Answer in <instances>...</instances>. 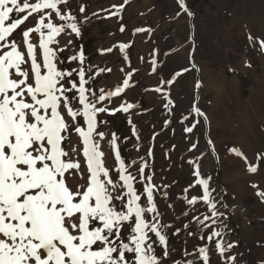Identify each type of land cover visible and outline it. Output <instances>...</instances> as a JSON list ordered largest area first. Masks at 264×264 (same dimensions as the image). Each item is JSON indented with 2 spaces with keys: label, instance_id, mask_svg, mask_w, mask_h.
<instances>
[{
  "label": "rangeland",
  "instance_id": "1",
  "mask_svg": "<svg viewBox=\"0 0 264 264\" xmlns=\"http://www.w3.org/2000/svg\"><path fill=\"white\" fill-rule=\"evenodd\" d=\"M76 1L67 0L59 6L62 12H70L77 18L75 22L81 31L77 37L68 29L57 38L61 46L72 40L61 56L67 58L83 51L85 78L95 76L86 87L97 93L100 88L114 90L117 85L112 79L114 71L120 70L119 79L123 80L131 73V86L124 93L97 106L112 109L131 103L134 107L128 112L100 113L98 122L106 123H100L97 130L105 133L104 140L100 141L104 146L101 150L106 154L113 178H118L116 170L119 168L115 152L108 143L113 133L118 137L116 143L121 158L130 152L133 147L130 139L138 132H144L143 136L153 145L157 166H151L152 170L147 173L152 177L154 201L161 204L160 199L166 196L165 203H173L176 210L175 215L170 208L171 212L162 211V218L174 221L161 228L166 236L168 257L164 258L165 247L158 238L152 237L149 241H155L153 247L161 264H204L199 252L202 247L208 249L209 264H231L227 260L230 256L236 257L235 264H264V200L256 195L257 191H264V50L260 46V41H264V0H184L195 17H186L178 0H128L118 16L105 21L97 19L102 14L92 13L101 12L112 2L122 4L124 0H85L84 12ZM115 11L113 8L112 12ZM114 20L124 28L119 44L129 45L123 52L119 44L113 45L115 49L110 48L118 35L115 31L119 30ZM139 28L147 31L135 32ZM189 29L196 41L190 58L189 45H185L190 40ZM249 36L253 37L252 41ZM122 59L127 66L120 62ZM189 65L191 69L180 72L168 88L176 105L168 102L162 110L165 88L160 84L161 79ZM78 66V61L69 64L67 60L62 65L67 69ZM108 68L111 72L96 75L99 69ZM207 73L216 75L215 79L208 82ZM194 81L199 84L196 97ZM156 88L161 91H155ZM196 101L203 116L192 114ZM151 108L155 112L147 121L143 113ZM166 118H171V125ZM194 119H198V124L187 132L186 128L197 123ZM72 138L78 139L75 133ZM231 148H238L249 163L257 165V171L249 172L244 159L230 152ZM138 154L139 150H135L134 156ZM197 170L199 176L194 175ZM201 179L208 180L210 201L216 205L215 216L209 204L199 199L204 190L203 185L197 183ZM134 188L138 193L140 187L134 184ZM189 197L198 199L190 204ZM139 203L145 204L144 200ZM213 232L220 235L210 241L207 238ZM123 235L126 238L128 233L125 231ZM218 238L227 249L223 257L215 247ZM229 244L235 247L228 249Z\"/></svg>",
  "mask_w": 264,
  "mask_h": 264
},
{
  "label": "snow or ice",
  "instance_id": "2",
  "mask_svg": "<svg viewBox=\"0 0 264 264\" xmlns=\"http://www.w3.org/2000/svg\"><path fill=\"white\" fill-rule=\"evenodd\" d=\"M178 2L193 15L184 0ZM65 3L67 0H0V264H161L148 233L164 245V258L169 255L166 236L158 222L150 223L145 217V213L157 212L154 185L146 184L144 193L137 194L136 178L126 174L115 133L108 141L119 163L118 178H113L100 147L105 133L97 130L100 123H106L98 122L100 113L128 112L134 107L131 103L112 109L97 106L130 87L131 73L114 90L100 88L97 93L86 87L95 76L85 78L83 51L61 56L72 40L61 46L57 38L68 29L70 34L81 35L77 18L61 11L59 6ZM127 3L113 5L117 11L111 15L118 16ZM260 46L264 50V41ZM128 47L119 45L122 52ZM65 60L69 64L78 61L79 66L64 68ZM105 71L111 69H99L96 75ZM194 111L204 115L198 107ZM194 127L185 130L191 132ZM133 131L135 134L134 127ZM72 133L78 138L75 141ZM229 151L244 159L249 172L257 171V165L249 163L238 148ZM81 156L82 160L77 158ZM194 175L199 176V171ZM144 178L152 180L151 176ZM197 183L204 189L199 199L217 215L208 180ZM144 194L150 207L139 203ZM256 195L264 200V191ZM197 199L192 197L188 203ZM219 235L213 232L207 239ZM215 247L223 257L227 249L222 242ZM233 247L228 245V249ZM199 252L204 264H209L207 247ZM235 259L227 257L231 264Z\"/></svg>",
  "mask_w": 264,
  "mask_h": 264
},
{
  "label": "bare ground",
  "instance_id": "3",
  "mask_svg": "<svg viewBox=\"0 0 264 264\" xmlns=\"http://www.w3.org/2000/svg\"><path fill=\"white\" fill-rule=\"evenodd\" d=\"M181 32V31H180ZM103 37V36H102ZM108 45V44H107ZM114 71V70H113ZM120 71V70H119ZM118 70H116V71H114V74H113V76H112V79H113V81L115 82V83H117V84H119L123 79L122 78H120L119 79V75H121V73L119 72ZM204 72V74L206 75V71H203ZM204 75V76H205ZM207 75L209 76V81L208 82H211V81H213L214 79H215V76L216 75H211V73L210 74H208L207 73ZM264 76V75H263ZM205 78H207V76H205ZM122 79V80H121ZM121 80V81H120ZM207 80V79H206ZM110 82H112V81H110ZM109 83V82H108ZM113 83V82H112ZM213 83H215V82H213ZM256 83V82H255ZM114 85H116V84H114ZM218 86V85H217ZM233 88L235 89V90H237L238 88L237 87H235V85L233 86ZM234 89L232 90V91H234ZM238 91V90H237ZM261 91V90H260ZM264 91V90H263ZM240 92V91H239ZM237 93V92H236ZM214 94H215V92H214ZM238 95V94H237ZM259 95V94H258ZM264 97V96H263ZM214 98V97H213ZM220 97H218V98H216V104L218 105L219 103H220ZM259 100V99H258ZM224 103V102H223ZM229 104V103H228ZM257 105V104H256ZM226 106V105H225ZM257 106H259V105H257ZM251 107V106H250ZM254 108H255V106H254ZM225 109V108H224ZM230 110V109H229ZM253 110V109H252ZM226 111V110H225ZM224 112V111H223ZM254 113H255V111H253ZM216 115H217V113H216ZM259 118V117H258ZM242 119V118H241ZM249 120H251V119H249ZM240 122V121H239ZM241 123V122H240ZM243 127L244 126H242V129H243ZM239 130H241V129H239ZM245 131H246V128H245ZM255 132V131H254ZM241 133V132H240ZM240 133H238V134H240ZM242 134V133H241ZM250 134V133H249ZM245 136V135H244ZM250 136V135H249ZM253 136V135H252ZM251 136V137H252ZM242 137V136H241ZM243 138V137H242ZM249 139V138H248ZM243 140V139H242ZM245 140H247V139H245ZM245 140H244V142H245ZM243 142V143H244ZM244 145V144H243ZM101 146H103V145H101L100 144V147ZM104 147V146H103ZM78 158V157H77ZM82 158V156L80 157V159ZM79 159V158H78ZM82 160V159H81ZM260 176H263V175H260ZM259 177V176H258ZM262 179V178H261ZM260 179V180H261Z\"/></svg>",
  "mask_w": 264,
  "mask_h": 264
},
{
  "label": "trees",
  "instance_id": "4",
  "mask_svg": "<svg viewBox=\"0 0 264 264\" xmlns=\"http://www.w3.org/2000/svg\"><path fill=\"white\" fill-rule=\"evenodd\" d=\"M194 14V13H193Z\"/></svg>",
  "mask_w": 264,
  "mask_h": 264
}]
</instances>
